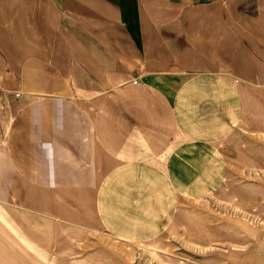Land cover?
<instances>
[{"label":"crops","instance_id":"obj_1","mask_svg":"<svg viewBox=\"0 0 264 264\" xmlns=\"http://www.w3.org/2000/svg\"><path fill=\"white\" fill-rule=\"evenodd\" d=\"M242 131L262 166L264 0H0L1 202L150 240L190 228Z\"/></svg>","mask_w":264,"mask_h":264},{"label":"rangeland","instance_id":"obj_2","mask_svg":"<svg viewBox=\"0 0 264 264\" xmlns=\"http://www.w3.org/2000/svg\"><path fill=\"white\" fill-rule=\"evenodd\" d=\"M239 133L228 145L235 159L224 185L190 202V228L175 221L156 238L125 240L0 201V264H253L254 236L264 230V163L246 167L242 153L262 139Z\"/></svg>","mask_w":264,"mask_h":264}]
</instances>
